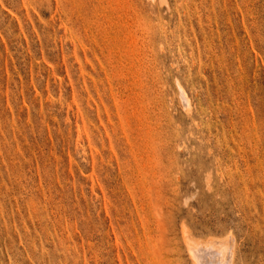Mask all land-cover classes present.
Wrapping results in <instances>:
<instances>
[{"label": "rangeland", "instance_id": "374dc122", "mask_svg": "<svg viewBox=\"0 0 264 264\" xmlns=\"http://www.w3.org/2000/svg\"><path fill=\"white\" fill-rule=\"evenodd\" d=\"M218 245L264 264V0H0V264Z\"/></svg>", "mask_w": 264, "mask_h": 264}, {"label": "bare ground", "instance_id": "6f19581e", "mask_svg": "<svg viewBox=\"0 0 264 264\" xmlns=\"http://www.w3.org/2000/svg\"><path fill=\"white\" fill-rule=\"evenodd\" d=\"M180 92H181V98H182V101H183L184 105L189 107L190 106V101H189V97L187 96L186 91L182 87H180ZM187 239H190V237L187 238ZM190 240H192V239H190ZM191 243H192V241H191ZM193 243H195V242H193ZM231 243H232V241H231ZM234 243H235V241H234ZM212 244L213 243H211V246H212ZM187 245H188V243H187ZM205 247H206L205 249H202V250L198 251V253H197L196 257H197V260H198V264H233V254H234V250H236L235 248L233 250V246H230L228 249L224 248V250L226 249V251L223 250L224 252L222 254L218 253V251H217V250H220V248H221V247H219V245L217 246L219 249L215 248L214 250L213 249L212 250L208 249L209 248L208 246H205ZM213 248H214V246H213ZM221 250H222V248H221ZM194 264H195V262H194Z\"/></svg>", "mask_w": 264, "mask_h": 264}]
</instances>
